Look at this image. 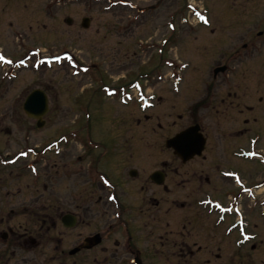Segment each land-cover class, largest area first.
Wrapping results in <instances>:
<instances>
[{
	"label": "flooded vegetation",
	"instance_id": "flooded-vegetation-1",
	"mask_svg": "<svg viewBox=\"0 0 264 264\" xmlns=\"http://www.w3.org/2000/svg\"><path fill=\"white\" fill-rule=\"evenodd\" d=\"M62 3L0 0V138L12 135L13 123L33 121L37 126V119L24 113V105L32 91H45L39 85L43 82L37 78L33 84L38 85L31 89L19 72L39 71V62H48L47 55L40 54L44 45L31 44L29 38L36 28L44 35L46 15L49 25H62ZM240 3L237 14L247 20L249 5L257 7L255 0ZM139 9L146 13L157 5ZM224 16L228 21L233 17L227 12ZM65 21L77 23L71 15ZM213 21L199 28L214 46L220 45L221 59L210 76H201L203 95L185 115L193 117L186 128L199 125L196 144L201 154L184 159L167 146L170 157L160 166L155 150L140 158L134 141L121 143V114L116 158L109 143L99 141L94 148L88 139L85 153L94 159L86 168L69 167L76 181H61L57 157L68 158L67 147L80 142L78 137L64 141L60 135L37 151L26 148L13 154L0 146L5 176L0 175V264H264L254 255L259 250L254 241L261 238L263 243L264 236V177L254 184L240 165L253 159L259 140L253 138L252 128L263 123L264 107L255 112L251 95L255 80L262 79L255 88L264 92V70L255 69L264 65V55L255 57L264 41V25H229V37L223 35L227 25L212 29ZM172 74L164 70L144 77L147 83L156 79L154 83L171 81L173 86ZM16 91L15 98L7 96ZM240 92L248 94L249 101H234ZM260 100L264 104V97ZM146 119L150 121L148 115ZM77 158L83 157L72 156L75 163ZM254 218L261 222L260 229ZM222 237L233 239L229 255L223 253L229 245Z\"/></svg>",
	"mask_w": 264,
	"mask_h": 264
},
{
	"label": "rangeland",
	"instance_id": "rangeland-1",
	"mask_svg": "<svg viewBox=\"0 0 264 264\" xmlns=\"http://www.w3.org/2000/svg\"><path fill=\"white\" fill-rule=\"evenodd\" d=\"M239 2L240 5L244 4V0H63L62 25H49L52 24L49 23L51 19L46 15L44 35H40L44 30L36 28L29 38L31 44L44 45V52H40L42 56L59 55L60 60L49 63L40 61L39 71L29 68L19 72L21 79L28 80L20 81L25 85L31 82V89L38 85L33 84L37 78L43 82L39 85L50 98L46 124L43 128H38L32 124L33 121H25V124L19 125L13 123L12 135L0 138L3 151L9 150L13 154L22 147L39 146L60 135L68 139L78 137L80 142L76 141L67 147L68 158L57 157L62 165L61 181H76L77 176L72 175V180L68 169L72 166L74 171L80 165L86 168L88 163H91L90 160L94 159L85 153V150L89 149L86 145L89 138L97 144L101 141L108 146L109 143L110 151L116 158L118 118L121 114V134L125 139V142L121 143L134 141L133 148L139 149L140 158L149 156L151 150H155L160 166V161L170 157L166 140L191 123L193 117L185 115L191 104L203 95L201 76L204 72L210 76L209 71L212 72L217 59H221L220 45L214 46L208 34H202L197 13L203 9L207 12L209 18L214 20L212 29L216 28L215 25H227L222 29L229 30H224L223 35L229 36V25H261L259 28H263L264 0H255L256 8L249 5L247 20H242L237 14ZM155 3L156 10L139 12L140 7ZM226 12L233 16L229 21V17L224 16ZM170 14L172 17L168 19ZM68 15L76 18V25L67 24L65 19ZM83 17L91 18L88 28L82 25ZM168 21L173 22L177 29L173 34L169 31ZM238 31L241 30L238 29L233 35L237 36ZM167 38L168 42H164ZM258 48L255 57L264 55V41ZM167 59L173 61L172 66L167 65ZM239 64L238 62L237 68ZM35 65L37 66V63ZM255 67L256 70H264L263 64ZM166 68L182 71L181 81L177 84L178 88L174 89L171 81L154 83L156 79H152L147 84L142 82L144 87H149L142 95L154 93L155 97L157 96L152 106L143 107L139 99L142 95L136 90L129 91V95L125 90H121V86H127L138 78L139 73H156ZM261 81L262 79L255 80L253 85L256 87ZM263 85L262 83L261 86ZM255 87L251 96L256 112L261 106L264 107L263 103L259 104L260 96L264 97V92L259 93L260 90L257 91ZM108 89L116 92L109 94ZM16 94L17 91L7 93V96L11 99L12 96L15 98ZM247 97L248 94L240 92L234 101L245 102ZM146 115L150 117V121H147ZM261 121L263 123L255 124L252 131L253 138L259 140L257 149L264 152V117ZM257 132H260L262 139ZM74 154L83 158H77L78 163H75L72 160ZM92 155L96 157L97 153L93 152ZM152 158L149 157L147 163H151ZM240 165L244 167L246 174L251 175L254 184L263 179L264 165L260 159L247 160ZM0 175L5 178L1 170ZM215 190L221 192V187H216ZM255 210L257 214L260 212L259 208ZM253 217L256 216L252 215L250 218L253 220ZM254 222L259 223L260 229L261 222L257 221V218H254ZM262 223L264 225V221ZM232 241V238L222 237V243L229 245V248L223 247L224 254L229 255L232 252ZM254 243L259 245V250L254 252V255L255 259L260 261L264 259V236L263 243L261 238H257Z\"/></svg>",
	"mask_w": 264,
	"mask_h": 264
},
{
	"label": "water",
	"instance_id": "water-1",
	"mask_svg": "<svg viewBox=\"0 0 264 264\" xmlns=\"http://www.w3.org/2000/svg\"><path fill=\"white\" fill-rule=\"evenodd\" d=\"M88 19H85L84 21V26L85 27H88L89 26V23H88ZM27 110H29L31 112L32 108H30L28 105H27ZM195 128H191L190 130H187L186 132H184L183 134H180L178 135L176 138H173L171 140H169V145L170 146H174L178 151H187L188 147L185 146L183 144V141H185V143L188 145L192 144V141H191V138H188L190 135H193L192 133L195 132L194 130ZM190 147V146H189ZM191 150V148H190Z\"/></svg>",
	"mask_w": 264,
	"mask_h": 264
},
{
	"label": "snow or ice",
	"instance_id": "snow-or-ice-1",
	"mask_svg": "<svg viewBox=\"0 0 264 264\" xmlns=\"http://www.w3.org/2000/svg\"><path fill=\"white\" fill-rule=\"evenodd\" d=\"M205 22H207V21H205Z\"/></svg>",
	"mask_w": 264,
	"mask_h": 264
}]
</instances>
